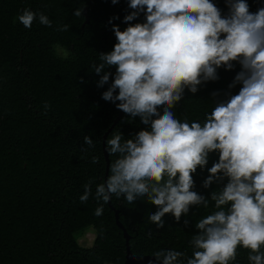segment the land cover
<instances>
[{"label": "clouds", "instance_id": "obj_1", "mask_svg": "<svg viewBox=\"0 0 264 264\" xmlns=\"http://www.w3.org/2000/svg\"><path fill=\"white\" fill-rule=\"evenodd\" d=\"M224 3L226 14L214 0H127L125 27L112 23L119 16L109 19L115 43L92 65L98 87L111 77L102 99L145 126L127 139L120 131L106 139L107 153L117 158L96 185L94 214L102 215L113 195L128 204L146 198L156 206L149 220L157 228L166 214L179 222L193 205L215 208L195 223L191 256L160 249L149 264H233L238 248L248 250L249 264H264V6L252 12L247 0ZM73 15L80 17L82 8ZM17 19L27 29L34 21L52 26L47 15L30 9ZM68 29L67 24L60 28ZM236 64L240 70L227 87L239 84L237 94L229 91L216 100L203 122L176 117L173 109L185 89L196 94L219 80V69L231 71ZM83 141L95 147L90 136ZM214 152L218 159L208 167ZM198 169L208 173L204 189L226 182L208 196L198 193L193 190ZM92 183L84 185L81 203L93 196Z\"/></svg>", "mask_w": 264, "mask_h": 264}, {"label": "trees", "instance_id": "obj_2", "mask_svg": "<svg viewBox=\"0 0 264 264\" xmlns=\"http://www.w3.org/2000/svg\"><path fill=\"white\" fill-rule=\"evenodd\" d=\"M214 2L227 13L224 0ZM247 2L252 12L264 6V0ZM77 8H82L80 17L73 15ZM84 8L87 23L81 27ZM24 9L43 12L52 26L34 21L31 29L25 28L17 19ZM127 11V0L115 5L111 0H0V264L122 263L124 240L113 211L105 204L102 215L94 214L95 188L103 182L104 172L101 137L119 110L102 99L111 77L98 87L92 65L115 43L109 19L119 16L112 23L123 29ZM65 24L69 29L60 30ZM239 70V64L231 71L219 69V80L207 82L196 94L185 89V98L173 109L176 117L203 122L216 100L225 99L229 91L238 93L239 84L231 90L227 86ZM216 90L220 94L214 98L211 93ZM143 127L138 117L132 120L122 113L105 141L117 131L127 139ZM85 135L92 138L94 148L84 143ZM107 158L109 168L117 157L107 153ZM217 159L218 153H210L208 167ZM109 174L108 170L106 177ZM207 175L206 169H198L193 177V190L205 196L226 182L204 189ZM90 180L93 196L81 203L79 197ZM110 205L117 210L135 255L174 249L191 256L195 223L215 211L211 203L207 209L193 205L179 222L166 214L164 226L157 228L149 220L156 206L146 198L128 204L123 196L113 195ZM87 229L93 231V240L84 247L77 239ZM237 252L233 264H249L248 250Z\"/></svg>", "mask_w": 264, "mask_h": 264}, {"label": "water", "instance_id": "obj_3", "mask_svg": "<svg viewBox=\"0 0 264 264\" xmlns=\"http://www.w3.org/2000/svg\"><path fill=\"white\" fill-rule=\"evenodd\" d=\"M83 17L84 20L81 24V27L87 23V17H86V9H83ZM123 112L118 111L116 117L112 120L111 124L107 127V129L104 131L101 137V152L104 160V172H103V181L106 179L107 171H108V158H107V152L105 150V138L107 133L111 130V128L114 126V124L117 122L119 117L121 116ZM109 208L113 211V221L117 228L121 230V235L124 240V256L123 261L121 264H149L150 261H154L153 255L149 254H143V255H135L133 254L128 247L127 241H128V235L125 232V229L121 225V223L118 221V215L117 210H114L113 207L110 205V202L107 204ZM154 264H159V262H154Z\"/></svg>", "mask_w": 264, "mask_h": 264}, {"label": "rangeland", "instance_id": "obj_4", "mask_svg": "<svg viewBox=\"0 0 264 264\" xmlns=\"http://www.w3.org/2000/svg\"><path fill=\"white\" fill-rule=\"evenodd\" d=\"M58 53L63 54V52L60 49H57ZM93 240V231L91 229H87L83 235L77 239V242L79 245L88 247L91 245Z\"/></svg>", "mask_w": 264, "mask_h": 264}]
</instances>
